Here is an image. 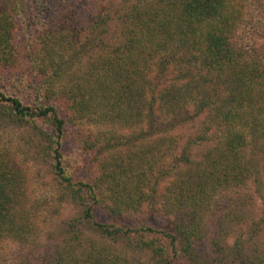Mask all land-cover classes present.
<instances>
[{
	"label": "trees",
	"instance_id": "1",
	"mask_svg": "<svg viewBox=\"0 0 264 264\" xmlns=\"http://www.w3.org/2000/svg\"><path fill=\"white\" fill-rule=\"evenodd\" d=\"M26 3L0 0V69L16 63L14 31ZM33 9L50 15L28 56L35 102L0 91V118L50 130L53 175L82 208L69 240L92 229L115 243L139 239L135 248L149 250L156 264L173 263L158 255L166 247L194 258L214 197L252 176L257 193L263 186L255 161L264 170V61L232 44L243 18L239 0H38ZM68 124L96 163L93 183L65 173ZM84 125L104 130L92 139ZM95 209L113 223L95 221ZM144 212L170 218L171 232L116 225ZM30 215L23 172L0 149V240H24ZM237 241L236 254L213 242L215 264H243L246 240ZM99 252L92 243L68 264L118 262Z\"/></svg>",
	"mask_w": 264,
	"mask_h": 264
},
{
	"label": "rangeland",
	"instance_id": "2",
	"mask_svg": "<svg viewBox=\"0 0 264 264\" xmlns=\"http://www.w3.org/2000/svg\"><path fill=\"white\" fill-rule=\"evenodd\" d=\"M34 1L38 0H27L25 16L17 22L14 31L16 63L8 70L0 69V91L19 98L27 106L34 104L37 89L28 66V56H31L41 28L40 20H50V15H42L33 9ZM239 2L243 18L232 44L243 54L264 61V0ZM107 29L110 31L111 26L108 25ZM59 114L64 118L63 111ZM42 126L45 132L15 124L6 117L0 118V149L8 153L23 172L27 209L31 214V230L24 240H0V264H68L72 257L87 254L92 243L96 244L100 254L108 257L115 255L116 264H156L149 250L135 248L139 240L136 238L132 241L123 238L115 243L99 238L92 229L81 228L79 240H69L66 235L68 225L79 219L82 208L73 203L69 193L53 175L50 139L46 137L50 130L46 125ZM103 130L84 125L82 133H90L93 139ZM77 132L76 127L67 125L61 146L62 165L67 176L75 182L90 184L94 182L98 170L92 155L79 145ZM261 163V160L255 161L263 185L260 194L256 191L252 176L243 187L218 193L213 199L214 204L204 211L202 234L194 239V258L188 257L187 254L191 253H179V248L178 254L169 253L166 246L168 250L163 254L158 252V255L163 259L172 258V264H215L217 253L214 241L227 247V254H236V241L246 240L241 253L244 255L242 263L264 264V170ZM94 218L102 224L113 223L99 209H95ZM116 225L131 229L149 226L171 232V219L156 213L144 212L123 217L116 221ZM236 264L239 263L236 261Z\"/></svg>",
	"mask_w": 264,
	"mask_h": 264
}]
</instances>
